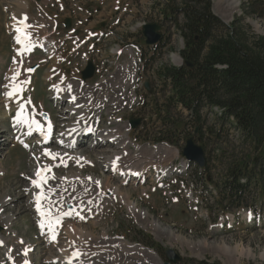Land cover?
I'll use <instances>...</instances> for the list:
<instances>
[{"label": "rangeland", "instance_id": "1", "mask_svg": "<svg viewBox=\"0 0 264 264\" xmlns=\"http://www.w3.org/2000/svg\"><path fill=\"white\" fill-rule=\"evenodd\" d=\"M27 1L28 7L22 17L17 0H0V57L8 56L5 60L0 58V99L6 92H4V87L9 84L7 75L13 73V68L16 65L13 60L10 67L11 57L15 56L12 48H15L17 43L14 40L16 39V31L13 26L26 17V21L30 25L28 28H32L35 34L39 31L40 34H36L37 39L46 36L44 41H53V52L43 53L39 51L34 55H32L33 53L29 55L28 62L31 60L29 69L36 64L40 66L36 70L25 97L26 99L30 96L33 98L34 105L40 113H52V118L57 125V136L60 131L66 128L67 123L75 120L78 114H72L70 119L64 121L62 115L68 112L70 101L58 99L55 93L63 85L69 86L72 81L82 83L81 71L85 66L81 53L89 50L88 46L94 42L93 50L85 53V55L96 64L97 72L91 80L83 81L84 84L80 87V95L84 99H89L81 102L83 103L81 110L87 114L86 117L91 118L97 112L96 108L101 107L103 109L102 116L104 115L103 122L100 123L101 127H112L113 123H109L119 118L126 123L129 122L130 118L140 119L139 126L130 131L129 135L133 140L131 137L130 139L134 145L131 143L126 146L124 150L127 152L130 150L136 152L137 149H144L147 146L150 150L155 146L169 148L166 152H161L164 153L163 156H166L165 163L163 162L166 171L163 174L164 183L161 188L156 184L157 182L161 183V181L153 178L154 169L151 170L149 180L145 183L143 181L144 184L134 185L130 182L121 186L113 182L116 186L122 187V190L130 195L131 201L140 209L149 212L148 218L142 219L140 213L138 218L127 208L118 195L113 196L112 199L111 193L106 196L100 188L98 192H101L100 196H104L102 201L100 203H97L96 200L91 201L92 205L87 207L88 209L86 208L84 212V215L90 216V223H95L94 235L105 240L123 238L129 242L148 247L157 253L163 264L167 261V249H173L181 256L182 261L178 264H185L184 261H187L188 264H203L204 262L264 264L262 257L264 253V219H258L264 213L262 194L254 190L250 197L246 198L249 204L256 202L261 205L262 214H255L256 220L253 218L255 212L243 209L235 217L231 212L222 213L216 206V199L219 198L216 184L221 182L220 164L224 163L229 166L234 161L243 158L250 148L247 142L241 143L238 131L229 128L228 124L225 132L219 138V145L215 144V136L208 140L204 149L206 159H211V166L210 170L203 172L201 179H198L201 172L196 171L193 165L188 171L180 173L181 170L187 168L184 164L185 158L182 155L183 139L188 134L187 131L183 134L179 133L175 137V142L158 143L155 141L161 131L165 129L162 123L158 121L155 112L161 105L167 103L171 91L170 86L164 85L159 80L157 71L162 65L178 66L180 60L174 57L179 55L182 59L180 49L184 48L185 41L176 22L165 18V12H171V6L180 8L183 5V0ZM237 1L238 4L233 10L230 1L211 0L212 11L225 24L238 21V28L245 32V37L247 36L250 42L257 36H264V0ZM173 15L177 17V13ZM65 18H71L72 25L70 28L65 27ZM179 21L180 23L183 21L182 16ZM151 23H158L162 26V33L168 43L159 52L160 55L151 58L145 55L147 51L144 55L141 53L140 56L135 57L126 53L120 56L111 53V48L119 43L122 49L131 46L136 47L137 44L143 50L145 39L143 35L138 33L135 40L134 32L137 31L140 24ZM101 30L105 32L102 39L91 40L93 38H90V40L85 41L88 35L94 37L95 33H99ZM29 31L32 35L34 34V31ZM42 34L44 35L42 36ZM121 77L125 78L124 81ZM146 82L149 84L148 89L145 87ZM8 89L11 91L10 85ZM70 96H73L72 92H70ZM173 108V115L185 121L187 113L179 108L176 109L175 106ZM215 113H217L216 110L207 111L210 123ZM7 114L4 104H0V131H3L2 133L6 137L5 140L0 141V168L2 169L0 171V202L5 198L11 199L8 208L15 211V219L12 220L9 230L0 221V234L2 238L5 236L7 239L13 236H22L25 242L29 241L36 248L33 252L34 264H43L52 243L47 241V235L42 236L40 231L36 229L38 222L34 216L33 204L36 202L37 195L30 197V192L27 190L32 181L30 180L33 177L32 174L35 175L36 171L40 169L34 170L38 164L31 158L30 152L12 142L9 137V135L13 136L10 134L9 118L11 119L15 112L12 113V117ZM208 136L211 137L209 134ZM32 142L34 143V140ZM35 143L39 144L36 138ZM88 143H90L89 140L79 149L83 155L89 156L90 159L82 164L95 165L94 167L79 166L78 161L74 158L77 162L74 159L68 160L69 167L62 166L56 170L53 168L48 173H55L54 176L57 177H64L68 173H82L84 176H108L112 174L113 178L117 179L115 172H110L109 165L103 167L105 163L100 152L101 149L105 148L112 151L116 149L103 143L102 147L99 145L90 150L87 149L89 148ZM26 144L29 145V143ZM198 144L204 146L203 142H198ZM132 145L136 147L134 148ZM30 148L32 147L30 146ZM50 148H56L54 143L46 150L50 151ZM170 149L172 151L177 150L179 155L175 158L171 155ZM218 149L221 152H226L224 156L220 154V161L217 158ZM34 150L40 153L43 148H37L35 145ZM42 152L45 153V151ZM258 153L259 151L252 152L250 156H257ZM51 154L38 166L39 168L54 166L55 163L62 160L60 156ZM53 157L56 158L53 159ZM67 157L73 158L65 156L64 159ZM36 160L40 163V159ZM210 179L215 183H211ZM118 180L122 183L124 181L123 179ZM91 192L96 196L93 190ZM45 193L53 198L52 194ZM105 197H110V199L103 201ZM82 199L86 200L85 198ZM93 204L97 205L94 206ZM157 223L166 225L165 227H169L172 231L166 229L161 232L158 231ZM137 232L148 235L149 241L146 242L145 238L143 239ZM48 236L52 235L48 234ZM201 241L205 242L207 246L199 245L198 243ZM224 242L230 247L240 246L244 250V257L240 259L239 263L231 256L219 254L215 244ZM18 244L20 245V243ZM0 249V264H5L8 247ZM119 261L122 262L121 259Z\"/></svg>", "mask_w": 264, "mask_h": 264}, {"label": "bare ground", "instance_id": "2", "mask_svg": "<svg viewBox=\"0 0 264 264\" xmlns=\"http://www.w3.org/2000/svg\"><path fill=\"white\" fill-rule=\"evenodd\" d=\"M227 1H230V3L232 4V9L234 10L238 4V1ZM17 3L21 8L23 17V15L26 13L24 11L28 7V1L17 0ZM18 24V27L14 29L16 31L15 37L17 35H21V33L17 31V29L21 28L22 25L27 23L20 20ZM140 26H142V24H140ZM29 30H34L32 28L26 29L27 33H30L29 39L31 38L32 40V47L29 50L25 51L23 46L19 44L20 49L18 51V54L13 59L16 65L13 68V73L7 75L9 84H6V86L4 87V92H6L4 93L3 98L0 99V104H4L7 110H17L15 111V115L11 118V122L17 125V128L13 133V137L20 134L19 139L23 138L28 133H32V136L34 137L36 135L37 127L36 124H33L31 122L35 120V122L38 123L39 126H42V121L39 120V115L35 114L36 108L33 104V98H30L28 100L22 99L20 102H16L18 96L21 95L24 97L23 85H21L23 90L21 92H16L12 97H8L6 95V93L10 91L8 87L10 85V89L12 91L13 86L16 85L18 80L25 78V81H27L24 71L26 70V68H29L28 66L30 65L31 60L28 62V58L26 57L29 56V54L36 47H39L44 51H49L53 46L52 41H39L37 39L36 34H40L38 33L39 31L36 32V34L34 31V34L32 35ZM44 34H42V36ZM174 58L177 59V55ZM19 65H22L21 73L18 70ZM16 73H19L20 76L18 75L16 81L14 82L11 78ZM125 75H127V73H125ZM124 79L125 78H122V81H124ZM81 85V82L72 81L69 86L63 85L57 91L56 97L58 99L62 98V100L67 99L70 101V107L67 109L68 112L63 113L62 119L66 121L67 119H70V116L72 114L76 113L78 114V116L74 121L67 123L64 130L60 131L58 139L55 142L56 148L51 149L50 151H47L46 148H44L42 151H45V153H43L42 151L40 153H34L33 159H40V163L39 161H37L38 166L46 159H48L49 155H47L46 153H54L55 155L60 156L61 159H63L65 156H71L75 158L80 164H82L83 162H88L90 160L88 158L89 156L83 155L81 151H79V149H75L73 147V140L77 138L82 139L83 133L86 130L94 128V125L98 123L102 117L103 109L101 107L96 108L97 112L95 113V115L91 118L89 117L90 119L85 120L87 114L83 112L84 110H81V105H83V103L81 102L89 99H84V97L80 95ZM75 88L77 92L75 91ZM70 92H72L73 96H70ZM91 92L93 93V90ZM28 108L30 109V116L27 120H24L23 115L27 113L26 109ZM32 114H35V118L32 117ZM41 119H43V117ZM112 123V127L106 126L100 129L98 131L97 138H103L105 145L108 144L109 146L116 149L112 151L108 148H105L101 149L100 152L102 154L101 158L104 159L103 161L105 163L103 164V167L109 165L110 172H115L114 174L117 179H114L112 174H109L108 176H84L82 173H68L66 176L64 175V177H57L54 176L55 173H48L46 174L47 181L43 184L42 189L36 188L33 182H31L27 188V190L30 192V197H35L37 193L41 191L52 194L53 198L55 199L48 195V199L46 201H42V206L48 211L50 217L58 218L61 221V223L59 224L55 223V219L50 222L49 219L45 216H42L39 211L38 214H34L38 222L37 228L41 231V235H47V241L52 243L53 245H50L51 248L49 249V253L45 257L43 264H54L55 262H58L59 264H163L161 258L157 255V253L148 247L129 242L128 240L123 238L105 240L101 237H96L94 235L95 223H90V216L82 215L86 208L92 205L91 201L96 200L97 203H100L102 201V197L104 196H100V193L104 191L106 196L111 193L112 199L113 196L118 195L122 202L127 206V208L138 218L139 213L142 219L148 218L149 212L147 210L140 209L138 205L131 201L130 195L127 192H124L122 190V187L116 186L113 182H116L121 186L127 184L128 182H132L134 185L136 183L144 184L143 181L148 175L151 174L152 169H154L153 173H155L153 178L163 177V174L166 171V166L163 165L166 156H163L164 153L162 154L161 152H166V150H168L169 148L166 149V146H155L152 147V150H150L149 146H147L144 149H137L136 152L131 150L127 152L124 150L125 147L133 143L129 135V124L126 122L121 123V120H115L110 122L109 124ZM22 126L24 127L22 128ZM28 136L29 135H27V137ZM36 139L39 141V144L42 143V139L37 137ZM14 140L15 139H13L12 142ZM171 155L176 158L179 155V152L177 150H171ZM68 158L69 157H67L66 159ZM38 166L36 165L35 169H37ZM46 167L51 166H45L43 168L40 167V170L45 169ZM1 170L2 169L0 168V171ZM132 174H137L140 179L135 180L133 178L132 181ZM28 175L30 174L28 173ZM32 176H34V178L33 180L30 178V180L35 181L36 179H38L36 174H32ZM118 179H123V183ZM126 179H128L129 181L126 182ZM100 188L102 190L101 192H98V189ZM91 190L96 193V196L92 194ZM58 198L59 200H57ZM82 198H85L87 201ZM108 199H110V197H105L103 201ZM12 201H14V199H12ZM10 202L11 199L9 200L8 198H5L0 202V212L2 215L0 217V221L7 226L8 230L11 229L12 220L15 219V211H12L8 208ZM33 205L36 211V202ZM2 208H4V210H1ZM165 226L157 223L156 228L160 232L164 229L172 231L169 227ZM48 234H51L52 236H48ZM53 235H55L54 239ZM1 236L2 235L0 234V237ZM15 237L16 236L9 237V239L2 238V240L10 243L9 248L12 252V255H14L18 259V261L21 262V259L23 258L22 251L29 249L30 253H32L33 244L29 241H26L25 244L21 245L20 247L18 243L19 240L23 237ZM198 244L203 247L207 246L206 243L202 241ZM215 246L218 248L219 254L221 256H231L235 258L238 263L240 262V259L244 257V250L240 248V246L230 247L225 242L222 244H215ZM262 257L264 258V253L262 254ZM119 259H121L122 262H120ZM32 264H34V261H32Z\"/></svg>", "mask_w": 264, "mask_h": 264}, {"label": "trees", "instance_id": "3", "mask_svg": "<svg viewBox=\"0 0 264 264\" xmlns=\"http://www.w3.org/2000/svg\"><path fill=\"white\" fill-rule=\"evenodd\" d=\"M170 11L165 12V18L175 21L179 27L185 40L181 54L194 67H160L158 78L164 85L171 86L172 91L163 107H167L162 119L165 129L155 141L175 142L179 133L187 131L185 138L193 137L206 148L212 136L219 145V138L229 124V128L238 131L241 143L247 142L250 148L243 158L229 166L220 164L216 206L222 213L237 214L241 209H251L259 215L261 205L249 204L246 198L257 190L264 199V36H257L250 42L245 32L238 28V21L225 24L217 18L211 0H183L180 8L171 6ZM156 57L154 53L152 58ZM179 103L188 111L185 121L172 113L173 106ZM207 104L209 112L217 107L211 123L204 111ZM156 112L160 116V109ZM189 128L192 131L189 132ZM255 151L259 153L251 157ZM218 152L220 161V154L224 156L226 152L220 149ZM210 162L208 158L198 179L210 170ZM194 164L198 171L199 167ZM137 233L149 241L148 235Z\"/></svg>", "mask_w": 264, "mask_h": 264}, {"label": "water", "instance_id": "4", "mask_svg": "<svg viewBox=\"0 0 264 264\" xmlns=\"http://www.w3.org/2000/svg\"><path fill=\"white\" fill-rule=\"evenodd\" d=\"M70 19H66V26H70ZM161 26L156 23L146 24L144 26L143 34L146 38V43L148 45H155L161 39L162 35L160 33ZM187 65L193 66L192 63L187 62ZM95 73V66L92 62H89L86 69L82 72L83 78H92ZM148 88V83H146ZM132 128H136L140 124L139 119H130ZM183 155L190 161H195L199 166L203 167L206 164L205 149L202 145H198L193 138H189L186 141V145L183 148ZM167 261L165 264H177L181 261V256L177 254L173 249L166 250Z\"/></svg>", "mask_w": 264, "mask_h": 264}, {"label": "snow or ice", "instance_id": "5", "mask_svg": "<svg viewBox=\"0 0 264 264\" xmlns=\"http://www.w3.org/2000/svg\"><path fill=\"white\" fill-rule=\"evenodd\" d=\"M26 20V17H25ZM29 27V25L24 24L23 28H18L17 31L19 33H21V35H17L16 36V41L18 44H21L24 48V50H29L32 47V40L29 39L30 37V33H27L26 29ZM29 71H31V69H29ZM19 75V73H16L11 79L15 82L17 79V76ZM22 91V88L19 86H13V90L12 91H8L6 93V95L8 97H12L16 92ZM31 123L36 124V127L39 128V124L36 123L35 121H32ZM31 126V124H30ZM47 155L51 156V153H46ZM56 157H53V159H55ZM46 171H50V169H41L38 170L36 173V176L38 177L37 180L33 181V184L36 188L42 189L43 188V184L46 183L47 181V177L46 175H44V173ZM48 199V195L47 193L41 191L37 193L36 196V207H37V211H39L41 213L42 216H45L46 218L49 219V221L51 222L53 219H55V223L59 224L61 223V221L58 218H52L49 216L48 211L42 206V201ZM55 238V235H53V239Z\"/></svg>", "mask_w": 264, "mask_h": 264}, {"label": "flooded vegetation", "instance_id": "6", "mask_svg": "<svg viewBox=\"0 0 264 264\" xmlns=\"http://www.w3.org/2000/svg\"><path fill=\"white\" fill-rule=\"evenodd\" d=\"M198 40V39H197Z\"/></svg>", "mask_w": 264, "mask_h": 264}]
</instances>
